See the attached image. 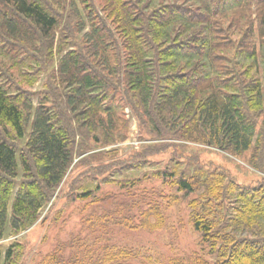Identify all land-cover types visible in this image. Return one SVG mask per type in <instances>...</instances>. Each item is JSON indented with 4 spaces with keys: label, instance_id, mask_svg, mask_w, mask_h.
<instances>
[{
    "label": "trees",
    "instance_id": "trees-1",
    "mask_svg": "<svg viewBox=\"0 0 264 264\" xmlns=\"http://www.w3.org/2000/svg\"><path fill=\"white\" fill-rule=\"evenodd\" d=\"M62 24L69 46L61 38L55 53ZM57 54L35 102L37 92L30 94L17 74ZM23 77L30 86L38 78ZM121 105L151 139L163 140L135 154L138 167L164 148L178 150L177 142L233 156L252 152L249 163L261 175L253 186L181 156L153 175L189 199L213 264H264V0H0V241L31 227L69 175L78 173L75 182L94 178L75 190L86 201L116 180L99 181V171L129 170L127 161L97 162L120 150L106 146L127 138L129 123L117 117ZM140 218L150 231L165 225L151 204ZM20 247L14 241L3 250L0 243V264H19ZM109 248L88 245L73 264L135 257ZM62 259L57 264H67ZM192 262L201 264L197 257Z\"/></svg>",
    "mask_w": 264,
    "mask_h": 264
},
{
    "label": "rangeland",
    "instance_id": "rangeland-1",
    "mask_svg": "<svg viewBox=\"0 0 264 264\" xmlns=\"http://www.w3.org/2000/svg\"><path fill=\"white\" fill-rule=\"evenodd\" d=\"M77 6L78 10L79 7L83 9L80 2ZM62 21H65V16ZM72 24L74 28L76 24L80 26V19L73 18ZM62 28L63 24L56 33L55 53L62 38ZM75 36L80 39V42L75 40L79 46L83 33L76 32ZM62 41L61 44L65 45L64 37ZM59 57V54L52 56L51 60H47L46 66L43 67L40 62L39 69H28L25 72L24 75L30 78L38 77L32 86L25 82L21 70L18 72L17 78L24 83L23 86L30 94L41 92L50 74L56 69ZM27 58L30 60V57ZM32 70L34 73H29ZM40 96H34L35 102ZM123 106L117 110V117H120V121L126 119L129 123L127 138L106 146V150H120L117 154L106 155L97 162L107 165L115 160H122L128 162L126 165L132 166L122 172L119 169H107L104 174L99 171V181L104 175H112L116 180L108 184L102 183L101 188L94 192V198L86 201L76 199L75 190L87 181L92 182L94 178H81L75 182L78 173L69 175L61 184L58 196L43 209L40 218L31 227L17 235L8 232L5 239L0 241L3 250L14 241L21 244L17 253L21 254L19 264H57L59 258H64L67 264H73L75 257L79 259L88 245L94 246L97 251L104 246L133 251L135 257L123 264H193L195 257L199 258L201 264H213L214 256L210 255L200 233L193 226L189 199L184 198L168 179L155 177L154 171L171 169L181 156L182 162L190 164L191 161H196L207 168L224 170L229 179L237 182L240 187L253 186L261 180V175L249 163L252 152L233 156L203 144L184 142L181 146L177 142L178 150L164 148L161 152L146 157L138 167L135 154L150 144L161 145L163 140L151 139L146 134V128L140 127L130 108ZM90 144L95 149L99 148L94 140L90 139ZM87 168L80 167L79 171ZM150 204L160 208L165 218L164 227L155 231L139 226L140 210L148 209Z\"/></svg>",
    "mask_w": 264,
    "mask_h": 264
}]
</instances>
